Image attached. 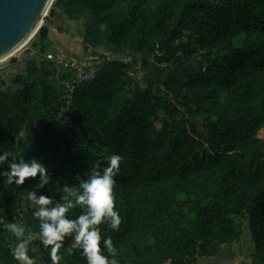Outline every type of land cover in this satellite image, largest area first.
<instances>
[{"label": "trees", "instance_id": "trees-1", "mask_svg": "<svg viewBox=\"0 0 264 264\" xmlns=\"http://www.w3.org/2000/svg\"><path fill=\"white\" fill-rule=\"evenodd\" d=\"M60 9L87 16L85 45L99 61L72 96L73 71L45 55ZM49 12L24 69L0 89V155L40 160L51 183L0 177V263H17L5 225L39 230L29 191L59 201L58 186L116 154L122 223L100 228L119 264H198L242 242L246 224L255 249L236 264H264V0H54ZM71 243L61 264H87ZM29 253L51 264L39 240Z\"/></svg>", "mask_w": 264, "mask_h": 264}, {"label": "clouds", "instance_id": "clouds-1", "mask_svg": "<svg viewBox=\"0 0 264 264\" xmlns=\"http://www.w3.org/2000/svg\"><path fill=\"white\" fill-rule=\"evenodd\" d=\"M9 157L7 152L0 155V166L8 164L10 169L0 171L3 183L19 187L37 178L41 186L51 183L49 168L40 160L34 157H11L9 161ZM105 159L107 166L102 167V162H97L86 173V178L77 174L76 184L58 186L56 190L60 194L59 201L45 194L38 195L35 191L27 193L26 199L34 208L33 215L39 220V230L33 231L17 222L5 225L7 231L16 238L11 247V255L18 264H36L35 259L29 255V247L31 242L37 240L45 249L50 248L51 264H61L60 252L67 237H72L69 254L80 250L87 264H119L113 238L102 236L100 225L107 223L112 231L118 232L122 223L116 210L114 192V177L120 172L122 157L113 154ZM77 207L81 214L75 219L68 218L69 211Z\"/></svg>", "mask_w": 264, "mask_h": 264}, {"label": "water", "instance_id": "water-1", "mask_svg": "<svg viewBox=\"0 0 264 264\" xmlns=\"http://www.w3.org/2000/svg\"><path fill=\"white\" fill-rule=\"evenodd\" d=\"M54 0H0V60L29 42L46 24ZM27 54V52H25ZM23 60H28L24 57ZM8 65L0 66V89L8 83Z\"/></svg>", "mask_w": 264, "mask_h": 264}, {"label": "rangeland", "instance_id": "rangeland-1", "mask_svg": "<svg viewBox=\"0 0 264 264\" xmlns=\"http://www.w3.org/2000/svg\"><path fill=\"white\" fill-rule=\"evenodd\" d=\"M50 11V10H49ZM64 13L62 9L59 10V12ZM50 13V12H49ZM68 16V15H67ZM58 15L53 16L52 22L54 20H57V23H53L54 25L57 24L58 26H65V27H70L71 31L76 32V40H78V44H81L82 47L84 45L83 42V33L87 27L88 24V18L87 16H82V17H62V20L58 19ZM68 18V19H67ZM58 26H55L56 29ZM55 28L52 29V31ZM28 43L27 42L24 46L19 48L17 51H15L12 55L8 56L7 58L0 60V66L2 65H8V64H15L14 67L8 68V73H7V78L8 80L11 78L12 75H14L16 72L23 70L25 66V60H23L24 57H29V52H28ZM27 52V54L25 53ZM71 52V51H70ZM84 47L83 51L81 53H84ZM14 55H19L21 59L18 62H13L11 60L12 56ZM254 243H253V238H252V233L250 231V228L248 224H246V232H245V239L240 243V242H233L230 244H227L226 247L224 248V252L221 253L222 255H225L227 257L231 256L233 258H236L237 260H252V254L254 252ZM221 254L218 255H213L210 257H207L205 259H211L216 256H221ZM204 259V258H203ZM202 260V259H201Z\"/></svg>", "mask_w": 264, "mask_h": 264}, {"label": "built area", "instance_id": "built-area-1", "mask_svg": "<svg viewBox=\"0 0 264 264\" xmlns=\"http://www.w3.org/2000/svg\"><path fill=\"white\" fill-rule=\"evenodd\" d=\"M45 55L54 59L60 69H70L72 72V76L66 78L64 81L67 85V90L69 94L72 96L77 85L85 79L92 78L95 76L99 69L98 60L94 59L90 62H87L85 59H81L75 55H73L67 48L58 47L55 49H51L45 52ZM114 55L108 54V58H112ZM98 56H95L97 58ZM132 57H125L124 59L128 61ZM32 257V255L29 253ZM1 264V263H0ZM14 264H18L14 263ZM36 264H42L41 262L36 261Z\"/></svg>", "mask_w": 264, "mask_h": 264}, {"label": "crops", "instance_id": "crops-1", "mask_svg": "<svg viewBox=\"0 0 264 264\" xmlns=\"http://www.w3.org/2000/svg\"><path fill=\"white\" fill-rule=\"evenodd\" d=\"M58 16H59L58 17L59 20H62V17H64V18L68 17L65 12L61 13V11L59 12ZM53 23H57V20H54V22H52L51 31H50V41H51V44L55 48L65 47L69 51H71V53L73 55H75L81 59H85L87 62L94 60L93 49L86 47V45H85L84 36L86 33V29L83 33V42H84L83 47H84L85 52L81 53L83 51V47L81 44H78V40H76V32L71 31L70 27H65V26H61V25L58 26L57 24L54 25ZM55 26H58V28L56 29ZM53 28H55V29L52 31ZM97 62H99V61H97ZM241 262H243V261L237 260L236 258H233L231 256L227 257V256L221 254V256H216V257H213L211 259H205L204 258L198 264H236V263H241Z\"/></svg>", "mask_w": 264, "mask_h": 264}, {"label": "flooded vegetation", "instance_id": "flooded-vegetation-1", "mask_svg": "<svg viewBox=\"0 0 264 264\" xmlns=\"http://www.w3.org/2000/svg\"><path fill=\"white\" fill-rule=\"evenodd\" d=\"M14 66H15V64H13V65L12 64H9V68L14 67Z\"/></svg>", "mask_w": 264, "mask_h": 264}, {"label": "bare ground", "instance_id": "bare-ground-1", "mask_svg": "<svg viewBox=\"0 0 264 264\" xmlns=\"http://www.w3.org/2000/svg\"><path fill=\"white\" fill-rule=\"evenodd\" d=\"M7 58V57H4V59ZM3 60V59H2Z\"/></svg>", "mask_w": 264, "mask_h": 264}]
</instances>
